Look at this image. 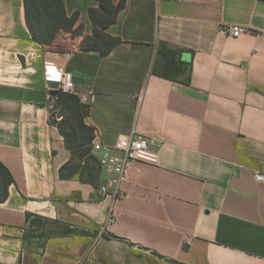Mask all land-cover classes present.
I'll list each match as a JSON object with an SVG mask.
<instances>
[{"label":"crops","instance_id":"1","mask_svg":"<svg viewBox=\"0 0 264 264\" xmlns=\"http://www.w3.org/2000/svg\"><path fill=\"white\" fill-rule=\"evenodd\" d=\"M62 1L79 45L98 2ZM120 1L102 55L51 50L24 0H0V264H264V0ZM45 59L71 73L93 137L149 139L123 196L99 192L96 159L91 180L62 175Z\"/></svg>","mask_w":264,"mask_h":264},{"label":"trees","instance_id":"2","mask_svg":"<svg viewBox=\"0 0 264 264\" xmlns=\"http://www.w3.org/2000/svg\"><path fill=\"white\" fill-rule=\"evenodd\" d=\"M95 1L98 2L99 7L97 9H89V16L93 24V33L90 36L84 37L81 42V48L96 50L104 55L115 45L120 43L119 38L105 33L104 30L115 21L117 13L123 7L124 3L120 1L115 5L112 3V0ZM24 3L27 26L35 41L50 43L59 31L63 30V24L71 23L73 26L76 21V14L71 16L66 15L62 0H24ZM87 42H90V44H85ZM55 94L57 96V102H59L60 106H63L62 113H64V116L62 115V119L65 118L67 111L74 112L79 117L80 127L88 131V136L81 145H86L89 152H91L90 143L93 138L92 128L87 126L83 121L87 113V106L80 102L75 94L60 91L55 92ZM55 124L64 136L67 147L72 151L69 140L73 134L71 135L69 130L65 128L63 122ZM89 155L90 159L95 162L96 156L92 154ZM78 157L79 162L76 164L71 161V166L69 168L62 167L61 170L67 169V173H62V175L71 176L73 173H76L81 179L91 180L96 171V166L91 167L89 160H87L82 153H79ZM0 171H5L1 164ZM3 198L4 196H0V200Z\"/></svg>","mask_w":264,"mask_h":264},{"label":"built area","instance_id":"3","mask_svg":"<svg viewBox=\"0 0 264 264\" xmlns=\"http://www.w3.org/2000/svg\"><path fill=\"white\" fill-rule=\"evenodd\" d=\"M244 28L239 25H230L225 28L228 35L238 36ZM42 75L45 82L46 97L51 106L55 92L76 93L71 73L63 65H59L52 60L45 59L42 64ZM149 146V139L134 130L129 134L119 135L112 146L104 145L98 132H94L91 141V152L95 154L98 166L107 175L106 180L99 186L101 194L110 192L115 198L123 196L119 186L126 181L127 173L132 163L138 159L140 152ZM255 180L264 182V172L255 171ZM110 188L112 190L110 191ZM119 213L111 210L109 218L114 219Z\"/></svg>","mask_w":264,"mask_h":264},{"label":"rangeland","instance_id":"4","mask_svg":"<svg viewBox=\"0 0 264 264\" xmlns=\"http://www.w3.org/2000/svg\"><path fill=\"white\" fill-rule=\"evenodd\" d=\"M74 24L73 26L71 23L63 24V35L62 34L59 35L60 33L59 32L58 37H54L53 40L51 39L52 44L49 45V48L51 50L58 51V52L69 51V50H73L77 47L82 46L81 43L79 45H76L72 40L73 35L79 31L78 27L73 28ZM85 44H90V42H87ZM64 93H68V92H64ZM69 94H73V93H69ZM57 101L58 100L56 96L49 108L50 109L49 117H50L51 122L53 123L63 122L65 125V128L69 130L71 135L73 134L69 140L70 146L72 148V151H71L72 161H73L72 163L76 164L77 162H79L78 154L82 153L83 156L87 158V160H89L90 166L95 167L96 162L90 159L89 154H91V152H89V150L87 149L88 147L86 145H81L86 140L88 136V131L80 127L79 117L74 112L67 111L65 118L62 119V117L64 116V113H62L63 106H60L59 102Z\"/></svg>","mask_w":264,"mask_h":264}]
</instances>
